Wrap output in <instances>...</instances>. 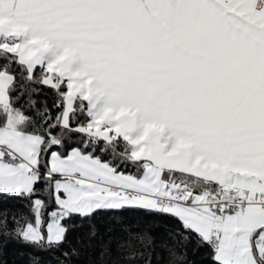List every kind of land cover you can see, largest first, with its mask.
<instances>
[{
	"label": "snow or ice",
	"instance_id": "obj_1",
	"mask_svg": "<svg viewBox=\"0 0 264 264\" xmlns=\"http://www.w3.org/2000/svg\"><path fill=\"white\" fill-rule=\"evenodd\" d=\"M0 194L30 202L0 235L31 264L73 217L129 209L214 264H264V0H0ZM120 230L121 259L152 264L155 237Z\"/></svg>",
	"mask_w": 264,
	"mask_h": 264
},
{
	"label": "trees",
	"instance_id": "obj_2",
	"mask_svg": "<svg viewBox=\"0 0 264 264\" xmlns=\"http://www.w3.org/2000/svg\"><path fill=\"white\" fill-rule=\"evenodd\" d=\"M37 76H39V70ZM53 98L51 90L44 89L38 102L47 99L51 107ZM23 110L25 114H32L35 118L34 111L30 113L27 108ZM55 111L53 109V112ZM78 142L79 137H73L72 143ZM96 154L104 160L111 158L110 154L105 155L99 152ZM127 171L135 172V169L130 167ZM37 187L39 188L40 185ZM41 198L47 203V197ZM29 205L30 202L26 199L10 198L0 194V212L11 209L17 216L22 213L30 216ZM51 207L44 210L45 221H47V213ZM9 220L11 222V215ZM121 222L132 225L133 231L146 232L155 237L154 247L149 246V250L152 251V264H214L211 260V249L207 246L198 247L194 238L183 249L175 246L168 235L179 226L174 219L136 209L125 210L122 216L109 212H98L83 222L79 217H73L72 221L66 223H74L76 227L70 228L66 241L60 249H53L44 254L43 264H126L121 259L127 252L126 246L120 247V244L125 241V233L120 230ZM93 228L96 235L89 245L87 238ZM82 240L84 243L81 242ZM73 248L79 250V255L70 258L63 255L65 251ZM33 251L34 249L17 240L14 235L11 237L0 235V264H31L30 255ZM173 251L178 255L186 251V256L183 260H178L172 255Z\"/></svg>",
	"mask_w": 264,
	"mask_h": 264
}]
</instances>
